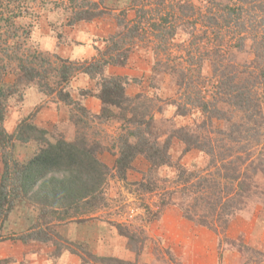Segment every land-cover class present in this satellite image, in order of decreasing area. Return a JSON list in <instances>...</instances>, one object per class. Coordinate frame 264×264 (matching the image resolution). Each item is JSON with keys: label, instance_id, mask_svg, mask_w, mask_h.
Returning <instances> with one entry per match:
<instances>
[{"label": "rangeland", "instance_id": "374dc122", "mask_svg": "<svg viewBox=\"0 0 264 264\" xmlns=\"http://www.w3.org/2000/svg\"><path fill=\"white\" fill-rule=\"evenodd\" d=\"M133 1L103 0L108 11H113L118 18H123L120 11L124 10L129 24H134L138 18L139 32L142 35L130 53L127 64L113 69L128 76L126 94L129 97L142 94L143 99L148 97L151 100L150 109L155 120L153 134L161 144L169 138L168 151L171 164H180L191 170L190 172L197 173L198 176L211 175L212 178L217 179V170L223 171L220 168L223 165L227 167L228 161V168H233L237 160L241 162L240 166H244L252 159H256L261 149L254 142V136L259 137V134L263 133V126L260 131L255 126L248 128L246 135L248 143L244 147L235 146L234 143L242 135L235 128L230 130V125L231 122L242 120L241 113L234 107H223L220 111L224 112L225 116L214 112V115L221 117L217 118L212 117L210 113H203L202 109L195 104L202 99L209 103L215 102L214 106L217 105L222 88L221 79L226 81L229 77L232 78L233 75L239 74L241 84L251 85L254 81L252 93L264 116V85L260 80H255L258 68L264 63V39L259 41L257 35L261 32L258 29L264 27V1L253 0L250 3L241 0L220 1L223 5L225 2L241 5L242 11L235 21L245 22L246 28L250 27L248 25L250 22L254 24L253 30L247 29L242 32H239L235 25L233 19L236 14L234 12L231 13L232 22L230 21L228 25L220 23V28L216 31L212 32L202 24L207 22V19L200 18L198 13L200 10L206 15H210L206 12L208 8H212L213 12L217 13L216 15L222 12L219 9L222 8L221 5L218 6L214 0H188L198 10L190 12L188 17L182 16V12L180 14L172 11L175 10L176 5L174 0H167L171 1L173 8L167 5L168 3H165L163 7L157 6L154 0H135L134 3ZM76 2L74 6L81 1L76 0ZM140 8L147 11L141 18L135 15L136 10ZM71 10H74V7L70 6L68 0H0V42L3 40L2 35L4 38L5 35H12L13 38L7 39V44H13L11 49L17 55L22 58L27 55L30 59L32 54L42 56L43 53L50 52L42 49L39 42L45 37L46 44L49 40L46 38L48 35L56 34L58 37L67 35L72 39L82 37V35L86 38L87 35L90 38H86L85 42L95 45L99 43L100 38L116 30L115 25L110 26L111 24L106 21L109 15L68 25ZM164 13L168 14L169 20L165 23L161 22L163 32L165 30L167 32L172 25L176 27L175 35L171 38L165 34L160 36L159 28L155 29L156 27L152 26V23H159L160 14ZM9 16L12 17L8 20L2 18ZM180 16L185 22L180 21ZM198 34L199 37H197ZM240 36L243 38L242 41H238ZM237 42H240V45H237ZM48 59L50 61L44 62L43 67L39 66V62L33 61V65L42 75H44V70L48 71L49 66L47 65L57 62L51 54ZM15 63L13 61L8 65L7 79L9 80L14 77ZM154 68H159V71H152ZM112 72L108 71V73ZM49 76L50 85L56 87V79L50 74ZM180 78L182 83L177 85ZM41 81L45 82V79ZM72 82L73 78L69 81L68 89L81 88H74ZM90 85L88 79V86L82 88H93V84ZM19 90L21 89L17 87V92ZM40 91L39 89L38 92L34 90L26 92L23 97L24 102L18 105L20 110L16 108L8 110L9 118L5 123L8 130L15 115L32 110L30 112L36 119V113L46 102L56 101L54 95L43 98ZM16 95L18 96H14V100L22 98L20 96L22 94L17 93ZM180 103L187 106L186 115L176 114L175 107ZM220 105L222 107V104ZM88 122L92 127L91 136L99 139L106 148L100 154V159L111 167L113 155L108 149L111 145V138L117 132L116 123H105L100 120H88ZM181 126L197 135L196 143L187 151L185 150L186 143L172 133ZM47 131L51 132L52 136L61 133L67 139H70L73 134L67 120L53 124ZM220 132L223 133L220 134ZM17 151L16 147H13V152L17 153ZM1 167L0 160V170ZM147 167L148 163L145 160L137 159L134 169L129 172L128 179L134 181L135 178H141L144 173L146 176L144 179H149L155 185V189L150 192L142 191L135 195L131 192L136 190V185L125 188L123 183L113 179L108 186V205L101 213L102 217L122 222L127 229L138 233L140 237H145L142 238V244L129 242L126 237L118 233L114 226L101 220L102 217L84 223L59 225L55 227L56 231L71 240L82 241L86 244L88 251L99 257L113 258L114 261L109 264H242L243 257L236 251L237 247L226 243L228 240L246 242L255 249L264 250V173L256 172L251 175L253 186L250 193L252 195L245 201L244 206L230 218L227 228L223 231L219 229L214 231L182 216L178 208V201L181 198L180 191L176 188L181 185L174 182L176 171L173 166L161 165L152 170H147ZM163 189L173 190L171 196L175 203L160 206L159 198L161 194L163 195ZM163 198H165L164 195ZM143 204L150 209L151 213L147 216L146 207L143 208ZM17 206L24 209L18 201L14 207ZM158 213H160L159 217H157ZM30 228L32 227L26 230ZM16 230L17 228L6 220L2 233L15 235ZM29 246L28 253L34 255L30 259L32 263L82 264L79 255L68 254L66 258L54 259L49 258L47 254L48 251L53 250V247L46 244L37 245V247L33 244ZM36 255L39 256L38 259ZM6 263L7 260H2L0 257V264ZM21 263H24L23 260ZM85 264L108 263L87 258Z\"/></svg>", "mask_w": 264, "mask_h": 264}, {"label": "trees", "instance_id": "16d2710c", "mask_svg": "<svg viewBox=\"0 0 264 264\" xmlns=\"http://www.w3.org/2000/svg\"><path fill=\"white\" fill-rule=\"evenodd\" d=\"M68 1L70 6L74 7V10L70 12L71 17L67 22L68 25L79 21H90L103 15H109L106 21L111 24L110 26L115 25L114 33L100 38L98 44L92 45L96 54L91 59L63 58L55 51L48 49L44 50L50 52L43 53L42 56L41 54H32L30 59L27 55L22 58L11 49L13 44H7V39L13 38L12 35H5V38L2 35L3 40L0 42V71L2 72L0 73V160L2 162L0 170V242L17 239L36 247L46 244L53 247V250L48 251L47 254L49 258L54 259L66 258L68 254H76L81 257L82 264H85L87 258L111 263L114 261L113 258L99 257L93 254L87 250L85 243L61 235L55 227L101 218L102 211L108 205V186L113 179L123 183L125 188L136 185V190L131 192L135 195L142 191H153L155 185L149 179H144L146 178L144 173L141 178H135L134 181L128 179L129 172L134 169L137 159L145 160L148 163L147 170L157 169L161 165L173 166L176 171L174 182L181 185L176 188H179L180 191L181 198L178 201V208L182 216L197 225L214 231L217 229L223 231L228 227L230 218L244 206L245 201L252 195L250 193L253 186L251 175L256 172L264 173V131L259 134V137L254 136V142L261 149L257 158L252 159L244 166H240L241 162L237 160L233 168H228V161L227 167L223 165L220 168L223 171L217 170V179L212 178L211 175L198 176L197 173L190 172L191 170L180 164L172 163V165L168 151L169 138L161 144L153 134L155 120L150 109L151 103L149 102L151 100L148 97L143 99L142 94L129 97L126 94V87L129 83L128 76L120 73H108L107 69L109 66L123 67L127 64L130 53L137 45V40L142 38L139 32L138 18L134 24H129L124 10L120 11L123 18H118L113 11H108L103 0H80L81 2L76 6H74L77 3L76 0ZM154 1L157 6L163 7L165 3H168L167 5L173 8L171 1ZM174 1L176 5L175 10L172 11L182 12V16L188 17L190 12L197 10L188 0ZM220 1L214 0L218 6L222 7L219 8L222 11L220 14L216 15L217 13L213 12L212 8L206 9L210 15L202 14L201 10L198 12L201 19H207V22L202 23L205 27L213 32L220 28V23L228 25L230 21L232 22L231 13L234 12L236 16L233 20L239 32L247 29L253 30V23L250 22L248 24L250 27L246 28L245 22L235 21L242 11L241 5L234 2H225L223 5ZM241 1L250 3L253 0ZM146 13V10L140 8L136 10L135 15L141 18ZM160 15L159 23H152V26L156 27L155 29L159 28L160 36L165 34L171 38L175 35L176 27L172 25L167 32L166 30L163 32L161 22H168L169 18L168 14ZM182 16L179 19L183 23L185 20ZM11 17L2 18L8 20ZM193 26L195 25L193 24ZM258 30H261L257 34L260 41L264 39V27L262 26ZM4 31L6 32V30ZM190 33L188 32V34ZM199 36L198 34L197 37ZM47 37H53L55 45L58 46L71 36L63 35L59 38L55 34ZM242 40V36L238 37V41ZM237 45H240V42H237ZM50 54L57 62L47 65L49 66L48 71L44 70V75H42L33 65V61L39 62V66L43 67L44 62L50 61L48 59ZM13 61L16 62V70L14 77L9 80L7 79L8 65ZM258 69L259 71L256 73L258 76H255V80H260L264 85V63ZM152 71H159V68H154ZM49 74L56 79V87L50 85ZM78 74L87 76L90 84H93V88L68 89L69 81ZM44 79L45 82H40ZM181 83L180 78L177 85ZM220 83L222 88L219 92L217 105L214 106L215 102L209 103L202 99L195 105L202 109L203 113H210L212 117L217 118L221 117L214 115V112L225 116L224 112L220 111L223 107H234L240 112L242 120L231 122L230 130L235 128L242 135L234 145L244 147L248 143L246 139L248 128L255 126L260 131L261 127H264V116L252 93L254 81L251 85L241 84L239 74H235L226 81L221 79ZM19 84L21 85L18 86ZM17 87L21 89L18 92ZM36 87L41 90L43 98L54 95L56 101L64 103L68 107L67 122L74 128L70 139L65 138L61 133V135L52 136L47 129L37 126L34 123V114L30 112L32 110H27L23 114L13 113L18 115L14 116L10 129L8 130L5 126L9 118L8 110L14 108L20 110L18 105L20 106L22 101L24 102L25 93L31 90L38 92L39 89ZM16 92L22 94L20 95L22 98L17 101L13 98L18 96ZM74 93L76 95H73ZM88 97L99 101L97 113L92 112L85 104ZM175 110L178 115H186L188 108L180 103L176 105ZM88 120L112 122L117 125V132L111 138V145L108 149L109 153L113 155L111 167L100 159V154L106 148L99 139L91 136L92 127ZM217 132L219 133L218 130ZM172 133L186 143V151L196 143L197 135L188 132L183 126ZM222 133L220 132V134ZM13 147H16L17 153L13 152ZM163 191L165 198L162 194L159 198L161 207L174 202L171 196L173 190L163 189ZM17 201L23 207L37 208L40 223L34 224L29 230L21 231L18 234L5 235L2 233L4 223ZM145 207L147 216L151 212L146 204H143V208ZM159 216L160 213L157 217ZM101 220L114 226L118 233L131 243L142 244V238H145L127 229L122 222L105 217H102ZM238 242L228 240L226 243L237 247L236 251L243 257L242 264H264V250L255 249L246 242Z\"/></svg>", "mask_w": 264, "mask_h": 264}, {"label": "crops", "instance_id": "0c3cea01", "mask_svg": "<svg viewBox=\"0 0 264 264\" xmlns=\"http://www.w3.org/2000/svg\"><path fill=\"white\" fill-rule=\"evenodd\" d=\"M49 39L45 44L44 38L40 40V44L42 49H48L55 51L58 55L74 59V60H84L91 59L96 53L92 45H89L85 41L86 38H90L89 36L82 35V37L71 38L68 37V40L64 43L55 45L53 37H46ZM75 39V40H74ZM78 40V41H77ZM81 40L83 42H81ZM44 45V46H43ZM47 45V48H46ZM113 66H109L108 71H113L112 73H120L119 70H114ZM73 86L77 87H85L88 86V77L83 74H78V76L73 77ZM85 104L88 108L92 110V112L97 113L99 111V101L94 99L93 97H88L85 100ZM29 107V106H28ZM68 108L63 105L61 102L49 100L46 104L36 113V119L34 122L43 128L50 129L53 124L58 122H64L67 120ZM71 129H74L73 126H70ZM12 215V216H11ZM38 210L35 207H30L24 209L19 206L14 207V209L10 212L8 221L12 223L14 228H17L18 234L21 231L26 230L34 224H38ZM11 233V232H10ZM14 235L13 233H11ZM6 235V234H5ZM9 235V234H7ZM29 243H23L17 239H7L0 242V257L2 260H7L6 264H36L35 262H31L30 259L34 257L32 253H28L29 251ZM32 254V255H31ZM37 256V257H36ZM35 257L38 259L39 256ZM41 256V255H40ZM38 264H44L43 262H39Z\"/></svg>", "mask_w": 264, "mask_h": 264}]
</instances>
